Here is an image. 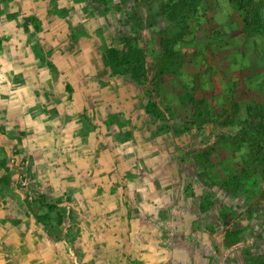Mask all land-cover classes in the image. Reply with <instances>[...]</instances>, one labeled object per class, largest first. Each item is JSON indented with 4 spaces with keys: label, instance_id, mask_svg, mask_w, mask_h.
Wrapping results in <instances>:
<instances>
[{
    "label": "rangeland",
    "instance_id": "obj_1",
    "mask_svg": "<svg viewBox=\"0 0 264 264\" xmlns=\"http://www.w3.org/2000/svg\"><path fill=\"white\" fill-rule=\"evenodd\" d=\"M2 18L19 47L4 70L28 99L27 117L0 118V157L5 188L18 173L26 190L23 219L35 215L53 241V259L38 264H264V0H0ZM82 99L152 114L179 161L168 164L161 145L150 161L154 144H137L139 130L104 136L82 116L67 182L61 147L75 127L59 107ZM36 109L57 124L53 142L45 131L33 139L37 152ZM102 121L131 124L115 113ZM48 143L46 194L31 173Z\"/></svg>",
    "mask_w": 264,
    "mask_h": 264
},
{
    "label": "crops",
    "instance_id": "obj_2",
    "mask_svg": "<svg viewBox=\"0 0 264 264\" xmlns=\"http://www.w3.org/2000/svg\"><path fill=\"white\" fill-rule=\"evenodd\" d=\"M3 24H4V19L2 18V20L0 21V25L2 26ZM0 33L2 34L1 36L2 39L8 34V32H3L2 29L0 30ZM9 36H10L9 40H6L5 37L4 41H2V44L0 45V118L1 117H5L7 119L12 118L13 120L14 118H16L21 121L22 118L27 117L25 112L27 111L26 100L28 98L25 97L26 94H24L21 89L23 84V79L15 78L13 74L9 75L4 70L6 65H10L14 63L13 52L16 54L19 53L18 51L19 47L16 48L15 46L16 43H14L15 36H13V33H11V35ZM7 52H9V55L11 53V57L9 59L10 64H3V63H8L7 61L8 58L6 55ZM83 100L84 99H82V102ZM132 101H134V99H131V103ZM144 101L146 103L148 101V98H145ZM111 104L112 102L100 100L97 101L98 107L94 109H90L86 107L84 102L80 108L79 105L77 104H76V108H74L73 106L69 109L62 108V106L59 107L61 112L60 117L61 118L73 117V121H71V124H73L75 127L74 136L70 137L69 135L68 136L65 135L63 139L64 141H66V146L62 145L61 147L62 152H66L65 155L62 153L60 157L61 171H63L65 178L69 176V167H70L69 158H78L80 157V154L82 152V147L79 142L82 138L85 137L86 134L84 132L85 130L83 128H80L79 119H77L82 116H92L94 118L93 124L97 123L95 125L97 127V134L101 133L104 136L105 133H109L110 131L108 127L114 128L116 132H123L124 130L130 131V129H134L136 131L139 130L141 132V135H137V134L134 135L137 144L140 141H144V140H145L144 142H147L148 144H154V146H150L147 149L149 152L150 161L151 158L155 156V153L158 149L157 147L159 145H161V149L163 148V150L166 151L165 161L168 164L173 163L175 161L176 162L179 161V159L176 156V152H178L179 149L178 145H173V146L171 145L172 142L170 141V136L166 135V133H164L162 129L158 128L156 122L152 121L153 118L152 114L148 113L144 109L139 111L134 107L129 109L124 108L121 111L115 110V108L111 106ZM52 107L53 106H50L49 109H52ZM31 112L32 113H30L29 116L30 119L28 124L30 126L31 134H34L31 136L32 138L31 141H33L34 139V141L38 142L39 141L38 135H40L41 138L42 134H40V132H44V131H45L44 136L46 137L47 140H50V136H48L46 132L51 125L53 126L57 125L53 121V119H50L52 114L48 111L44 112V119H47L44 121L42 120V115L39 113L38 109H36L35 112L34 111ZM110 113H115V115L125 116L128 120L131 121V124L120 126L117 122H110L112 125L104 123L102 119L108 117ZM96 117H97V122L95 120ZM65 123L61 119L59 122L60 127H63ZM130 126L131 128H129ZM14 142L16 144V141ZM36 142H34L33 145L35 152H37L38 149L41 147V144L39 143L37 145ZM50 142L53 141L50 140ZM0 145L2 147L4 145L2 137H0ZM52 145L53 144L48 143V145H46L45 147L46 162L43 164H42L43 161H35V163L33 162L34 164V166H32L33 173H31L32 182L40 183V185L44 187L43 191L46 194L50 193L49 191L47 192L45 189L46 188L45 184L47 183L46 182L47 179L46 178L43 179V176L42 178L41 177L39 178L38 174L42 173V175L45 176L53 175L55 168L51 167V169L49 170L47 166V164L53 165V161L56 162L55 159L56 156L54 155L55 153L54 151L56 147ZM0 150H2V148H0ZM71 151H76L77 155L76 156L71 155L70 154ZM125 151H128V149L125 148ZM2 160H4V158L0 157V264H38V262L42 260L49 261L53 256V252L50 249H48V247L53 243V241L50 240L47 234H45V230L48 227L41 225L36 219H33L35 218V215H33L34 217L30 218V220L23 219L22 214H24L25 212L31 214L32 212V211L30 212L31 210L30 204H28V202L26 201V196H25L26 190L19 188L17 185V181H19L18 173L12 175L13 183L11 187L9 188L8 186L5 188V178H4L5 168H3L2 166L3 165ZM73 162L79 163L80 160L78 159L77 161H75V159H73ZM124 162L125 164H127V162H130V158L128 155L125 156ZM150 174L152 175L153 179L157 177L155 171H153ZM167 176L168 179L170 178L171 181L173 182L177 178L172 173H168ZM68 179L69 177L67 178V182ZM52 180L55 181L54 178ZM48 181H50V179H48ZM64 182L66 181L64 180ZM11 214H14V216L11 217L14 218L18 217L17 218L18 220L9 221L7 217Z\"/></svg>",
    "mask_w": 264,
    "mask_h": 264
}]
</instances>
